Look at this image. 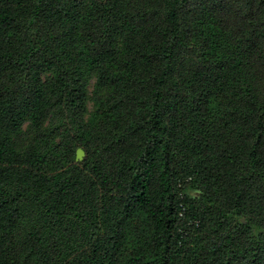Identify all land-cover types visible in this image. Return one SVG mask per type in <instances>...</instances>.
<instances>
[{
  "label": "trees",
  "instance_id": "1",
  "mask_svg": "<svg viewBox=\"0 0 264 264\" xmlns=\"http://www.w3.org/2000/svg\"><path fill=\"white\" fill-rule=\"evenodd\" d=\"M0 264H264V0H0Z\"/></svg>",
  "mask_w": 264,
  "mask_h": 264
},
{
  "label": "rangeland",
  "instance_id": "2",
  "mask_svg": "<svg viewBox=\"0 0 264 264\" xmlns=\"http://www.w3.org/2000/svg\"><path fill=\"white\" fill-rule=\"evenodd\" d=\"M93 83H94V79L91 78L88 83H87V86H86V95L89 97L90 96V93H91V89H92V86H93ZM91 105H92V101L91 99H87L86 101V109L87 111H89L91 109ZM84 155V154H83ZM83 157V156H82ZM82 159V158H81ZM77 161H80V160H77Z\"/></svg>",
  "mask_w": 264,
  "mask_h": 264
},
{
  "label": "water",
  "instance_id": "3",
  "mask_svg": "<svg viewBox=\"0 0 264 264\" xmlns=\"http://www.w3.org/2000/svg\"><path fill=\"white\" fill-rule=\"evenodd\" d=\"M83 156V151L81 149H76L75 151V160H81Z\"/></svg>",
  "mask_w": 264,
  "mask_h": 264
}]
</instances>
